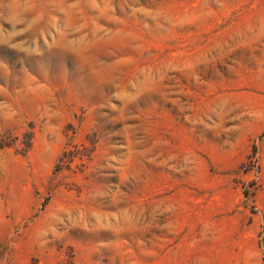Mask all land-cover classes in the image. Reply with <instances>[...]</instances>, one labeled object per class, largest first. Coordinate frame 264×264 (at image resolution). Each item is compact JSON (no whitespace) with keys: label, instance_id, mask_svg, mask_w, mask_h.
I'll return each instance as SVG.
<instances>
[{"label":"rangeland","instance_id":"374dc122","mask_svg":"<svg viewBox=\"0 0 264 264\" xmlns=\"http://www.w3.org/2000/svg\"><path fill=\"white\" fill-rule=\"evenodd\" d=\"M0 264H264V0H0Z\"/></svg>","mask_w":264,"mask_h":264}]
</instances>
